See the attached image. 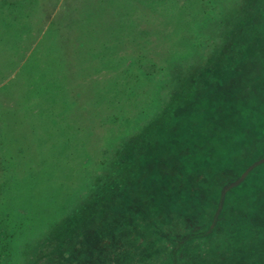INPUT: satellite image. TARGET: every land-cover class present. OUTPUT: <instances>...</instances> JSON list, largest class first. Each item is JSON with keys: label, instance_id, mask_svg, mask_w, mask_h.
<instances>
[{"label": "rangeland", "instance_id": "obj_1", "mask_svg": "<svg viewBox=\"0 0 264 264\" xmlns=\"http://www.w3.org/2000/svg\"><path fill=\"white\" fill-rule=\"evenodd\" d=\"M75 1L43 0L44 4L41 3L39 11L28 13H36L30 16V20L24 13L20 28L25 25L26 31L31 28L33 33L25 34L24 41L19 43L21 54L24 51L29 56L30 51L26 48L31 44L32 48L38 45L37 41L41 36L37 37L41 33L39 28L43 24L48 26L53 19L63 17L60 11L64 3L74 7ZM154 1L159 8L158 14L162 15H156L152 30L163 32L158 28L167 25V16H163L164 14L183 16L185 12L188 24V21L195 19L194 14L199 13L197 23L190 27L186 24L185 28L186 32L201 37L199 43L204 42L203 46H199L200 50L193 44L190 50V42L187 40L188 45H184L187 46V54L177 62L180 63L182 74L173 79L156 77L158 87L168 85V91L163 92L166 96H160L157 89L148 92L142 86L139 89L141 93L128 97L129 105L126 104L125 95L121 96L117 92L119 88L125 90L127 85L122 74L125 68L123 66L128 61L120 60V49H113L112 46H105L100 50V55L103 56L99 61L101 65L91 67L95 71L92 77L83 73L84 66L80 65V59L73 60L78 62L76 76H70L69 87L62 93L66 97L60 98L59 95L54 100L52 97L48 100L39 97L36 92V63L25 64L24 58L9 60L4 56L0 57V264H37L38 258V264H60L61 256L58 255L51 261L43 262L41 259L47 252L43 248L55 231L61 226L63 228L71 218L76 221L74 225L77 228L84 226V222L79 223L80 218L88 217V221H92L81 231L86 234L89 243V234L99 236L96 234L98 231L95 224L102 217L104 206L107 201L116 200L125 192L117 188L125 178L124 173L122 174V152L129 138L125 128L133 125L131 128L138 133L148 125V120L157 118L162 111L161 104L168 102L187 79L201 70L204 60L207 63L211 50L214 48L215 51L222 46L225 39L228 42L226 34L242 19H247L251 13L261 8L264 0ZM196 2L195 7L199 8L191 14ZM2 5L5 3L2 2ZM2 5L0 4V8ZM24 5L27 13L28 3L25 1ZM7 14L9 13H2L5 19ZM163 46L156 50L163 53L165 43ZM136 51L132 50L131 57ZM167 57L168 55L166 60ZM161 61L165 64L164 59ZM143 64L149 68L146 61ZM168 68L173 70L170 66ZM163 74L167 75L165 71ZM262 78L264 79L263 75ZM257 93L259 97L257 96L255 104L260 106L264 101V90ZM141 100H144L145 110L141 107ZM260 109L259 107L257 111L260 118L246 128L251 139L250 144H242L246 151L255 148L264 150V113ZM244 112L245 110L241 114ZM258 125L261 126L259 131ZM250 156L251 153L233 158L232 167H229L233 172L232 176L246 169L244 161ZM164 160L167 159L163 158L162 161ZM147 165L148 162H143L137 164L136 168L143 167V178L145 176L152 180ZM134 167L132 165L129 170H135ZM258 167V173L257 169L251 170L247 189L238 186L244 182L243 179L232 183L230 190L226 188L231 183L220 188L230 174H223L218 178L215 171L209 169L203 177L201 172L189 175L184 166L178 167L179 170H164L162 186L137 188L124 196L129 204L127 211L114 219L113 225L119 228H109L114 234L123 237L118 257L114 261L104 257L92 258L95 262L93 264H168L174 245L182 233H186L185 230L182 231L185 222L182 209L189 206L193 209L199 200H205V196L213 197L226 190L230 191L228 196L232 198L227 212L232 213L234 234L245 233L250 239L247 248L249 255H259L264 264V163ZM250 169L248 167L246 170ZM141 177L138 176L137 181ZM206 177L210 180H204ZM172 190L175 194H171ZM204 190L209 193L203 195ZM188 191L192 194L191 199L186 196ZM217 201L211 198L212 207L208 214L219 210ZM97 202L100 204L96 206ZM184 204L187 207H183ZM99 225L104 227V231L109 227L101 221ZM63 233L72 235L70 230L63 229ZM246 236L238 239V243L243 242ZM61 239L63 241L66 237L60 236L58 240ZM85 241L87 239L78 241L77 247L81 248ZM234 255L235 259L239 258L237 254Z\"/></svg>", "mask_w": 264, "mask_h": 264}, {"label": "trees", "instance_id": "obj_2", "mask_svg": "<svg viewBox=\"0 0 264 264\" xmlns=\"http://www.w3.org/2000/svg\"><path fill=\"white\" fill-rule=\"evenodd\" d=\"M25 1L28 3L27 13L24 11ZM2 2L5 5H2ZM41 3L44 4L43 0H0L2 5L0 57L4 56L9 60L24 58L25 64L36 63V92L39 97L46 100L51 97L54 100L59 95L60 98L66 97L62 93L68 89L70 76H76L78 67V62L73 60L80 59V65L84 66L83 73L92 77L95 71H92L91 67L95 64L101 65L99 61L103 56L100 55V50L105 46L119 48V53L122 54L120 60L128 61L123 66L125 68L122 74L127 85L125 90L119 88L117 92L121 96L125 95L126 104L129 105L128 97L141 93L139 89H142V86L144 90L148 89V92L157 89V93L161 96L169 87L168 85L158 87L155 83L156 77L173 79L182 74L180 63L177 62L187 54V46L184 47L188 45L187 40L190 42V50L192 44L197 49L204 45V42L199 43L200 36L186 32L185 12L183 16L164 14L163 16H167L165 19L167 25L158 28L163 32L157 33L152 30L151 26L154 19L156 20V15H162V13L158 14L159 8L154 0H144V2L142 0H76L74 7L64 3L60 11L63 17L53 19L48 26L45 27L43 24L39 28L41 33L37 37L41 36L37 41L38 45L32 48L33 45H29L28 42L29 46L26 49L30 54L26 56L24 51L21 54L19 43L24 41L25 34L31 35L33 30L28 28L26 31L25 25L20 28L21 22L24 21L21 19L25 13L28 15L26 18L30 20V16L36 13H28H32L33 10L39 11ZM195 5L197 2L193 4L191 14L197 12L199 8ZM261 6L226 34L228 42L225 39L222 46L215 51L214 48L211 50L207 63L204 60L201 70L187 79L168 102L161 104L162 111L157 118L148 120V125L138 133L135 132L136 129L131 128L133 125L125 128L129 137L122 152V174L124 173L125 178L117 187L125 192L120 198L107 201V205L104 206L102 217L95 224L98 231L96 234L99 236L89 234L91 236L89 243L88 237H85L86 234L81 231L92 221H88V217L80 218L79 223L84 222V226L77 228L74 225L76 221L71 218L69 223L63 228L59 227L45 244L43 250L47 249V252L41 259L43 262L51 261L56 255L61 256L60 264H93L95 262L92 258L98 257L114 261L118 257L123 237L114 234L109 228L114 226L116 216L127 211L129 204L124 196L133 193L137 188L150 189L162 186L164 183L162 173L168 168L179 170L178 167L184 166L187 170L186 174L201 172L202 177L210 169L212 172L215 171L218 178L223 174H230L222 183L221 189L225 184L231 183L226 188L230 190L233 187L232 183L243 179L244 182L238 186L244 189L249 187L251 170L257 169L258 173L260 171L258 166L264 163L262 148L246 151L242 146L251 143L246 128L258 119L259 107L264 113V101L260 106L255 104L257 96L259 97L257 91L264 90L262 78V75L264 76V1ZM2 13H9L6 19ZM198 16L199 13L194 14L195 19L188 21V27L197 23ZM164 43L166 46V49L163 48L164 52L157 51L156 48L164 47ZM152 47L154 49H151ZM132 50L137 51L131 57ZM162 59L173 70L169 69V66L161 61ZM145 61L149 64V68L143 64ZM176 63L178 67H175ZM163 71L167 75H164ZM22 73L23 70L20 74ZM139 102L145 110L144 100ZM244 110L245 112L241 114ZM257 129L261 130V126L258 125ZM250 153L251 156L245 159L244 165L246 169L248 167L251 169L248 171L243 169L232 176L233 172L229 167H232L233 158ZM163 158L167 160L162 161ZM143 162H148L147 167L150 169L149 175L152 176V180L145 176L143 178L145 174L143 167L136 168L137 164ZM132 165H135V170H129ZM138 176H142L139 181L136 179ZM205 179L210 180L209 177ZM228 190L218 192L213 197L205 196V200H199L193 209L190 206L182 209L185 218L182 217L185 220L182 231L185 230L186 233H182L181 238L174 245L168 264H262L259 255L255 253L249 255L247 250L249 237L245 233L234 234L236 232L231 219L232 213L227 212L232 200L228 196L231 194ZM208 193L207 190L203 191V195ZM171 194H175V191L172 190ZM191 195L190 191L186 194L188 199H191ZM211 198L217 199L220 207L219 210L208 214L209 208L212 207ZM97 204L100 203L97 202L96 206ZM184 206L187 207L185 204ZM245 213L249 214L248 211ZM98 221L109 225L107 231H104V227L99 225ZM169 223L171 225L172 221ZM63 229L72 233L71 236L68 235L69 240L67 232L64 234ZM60 236L66 239L58 240ZM242 236L246 238L238 243V239L243 238ZM84 239L87 241L78 248V241L82 242ZM234 253L239 258L235 259ZM37 262L39 263V258Z\"/></svg>", "mask_w": 264, "mask_h": 264}]
</instances>
